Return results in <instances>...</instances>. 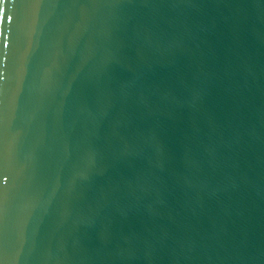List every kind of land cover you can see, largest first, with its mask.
<instances>
[{
  "label": "water",
  "instance_id": "1",
  "mask_svg": "<svg viewBox=\"0 0 264 264\" xmlns=\"http://www.w3.org/2000/svg\"><path fill=\"white\" fill-rule=\"evenodd\" d=\"M0 264H264V0H0Z\"/></svg>",
  "mask_w": 264,
  "mask_h": 264
}]
</instances>
